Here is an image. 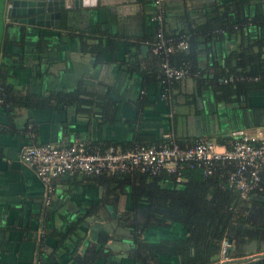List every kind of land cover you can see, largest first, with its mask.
<instances>
[{"label":"crops","instance_id":"1","mask_svg":"<svg viewBox=\"0 0 264 264\" xmlns=\"http://www.w3.org/2000/svg\"><path fill=\"white\" fill-rule=\"evenodd\" d=\"M8 1L3 17L15 41L7 48L15 65L8 80L28 97L0 109V264H189L197 249L208 252L198 258L216 251V240H195L180 222L134 229L127 214L158 204L148 192L109 190L97 180L111 174L54 177L45 201L43 184L19 153L43 143L126 149L167 135L182 146L224 143L264 125V0H163L162 31L187 30L192 38L169 58L189 56L191 74L172 81L165 97L152 75L160 72L149 50L153 0L66 8L58 26L18 23L6 15ZM222 16L245 22L205 29ZM173 181L177 188L184 179ZM140 241L155 249V259L138 249Z\"/></svg>","mask_w":264,"mask_h":264},{"label":"built area","instance_id":"2","mask_svg":"<svg viewBox=\"0 0 264 264\" xmlns=\"http://www.w3.org/2000/svg\"><path fill=\"white\" fill-rule=\"evenodd\" d=\"M162 4L163 0H153L155 12L151 20L157 27L149 50L160 58V97H165L167 84L187 77L191 70L188 62H181L177 66L168 60L169 53L174 49H186L187 43L181 38L175 40L163 36ZM9 6L7 3L6 8ZM19 159L32 168L43 184L45 201L52 190L50 180L60 175L82 173L97 176L139 171L149 175L166 173L179 181L184 167H198L204 177L212 175L219 167L226 168L223 177L227 187L235 190L240 199L247 200L250 193L260 190V175L264 172V125L242 131L224 143L197 139L187 146H181L167 135L162 143L136 144L126 149L83 142L26 145L22 147ZM217 243L221 245L222 251L223 241Z\"/></svg>","mask_w":264,"mask_h":264},{"label":"trees","instance_id":"3","mask_svg":"<svg viewBox=\"0 0 264 264\" xmlns=\"http://www.w3.org/2000/svg\"><path fill=\"white\" fill-rule=\"evenodd\" d=\"M2 2L3 0H0V109H3V111L6 112L10 111L13 106L22 103L26 104L28 96L25 97L22 94L18 95L15 92L12 83L8 80L10 75L7 70L15 67V65L13 60H11L12 54L7 52V48L11 44H14L15 41H12L9 35L11 25L4 21ZM244 20L245 18L243 17L238 18L237 20H227L222 16L221 20L219 19V21L211 23L210 26H206L205 29L210 30L213 27L222 28L226 25L241 24L245 22ZM260 22L264 24V19ZM162 33L164 37H172L175 40L179 38L183 40L186 39L188 47L191 44L192 38L191 36H188L189 32L187 30H183L182 33L176 35L165 33L163 31ZM109 37L112 43L114 38L111 36ZM153 42L154 38L150 43L152 44ZM130 44L133 43L130 42ZM174 51L175 49L167 55L168 60ZM151 55L155 57L158 62L160 61V58L157 55L152 53ZM238 57L245 59L243 54H240ZM189 59L190 57L185 55L176 62L170 60L169 62L179 66L181 62H187ZM259 66H261V64H259ZM259 66H257V68L260 70ZM152 75L153 80L159 85L161 91L162 84L160 82V72ZM170 83L167 84V88ZM230 86V84H226V87L224 88L225 91L229 90ZM225 172L226 168L219 167L212 175L204 177L202 176L201 169L198 167H184L181 171V177L184 179V182L177 188L173 185L174 178L172 179V177L174 176H165L166 173H160V175L154 177H149L135 171L130 174L114 173L97 177V180L108 186L109 190L114 188L120 189L121 187L126 186L132 193L137 192L139 194V192L143 191L144 193L148 192V196L151 197L148 201L151 203L157 202V206H151L147 209L138 208V210L131 215L127 214L129 224L132 225L134 229H138V227L143 224H158L165 220L176 221L182 223L189 229L193 239L202 241L209 237L211 240H216L217 244L222 236V233L218 231L219 226L225 227L229 224L233 215L236 214V206L240 203H246V200L239 198V195L235 190L227 187L223 177ZM159 182H162V184L164 183L163 186L159 185ZM259 185L260 190L250 193L248 197L257 195L258 198L264 200V172L260 175ZM152 197L155 201H153ZM261 203H264V201ZM137 243L138 249L143 245V248L152 256V259L156 258V254L154 253L155 249H153V247L146 246L141 241ZM179 249L183 250V247L178 248V250ZM202 252L205 254L208 253L206 249H197L195 251L196 256L192 259L189 258V264H195L198 261H202L203 258H201V256L199 258L197 257ZM204 258H207V256ZM135 260H138L137 256Z\"/></svg>","mask_w":264,"mask_h":264},{"label":"water","instance_id":"4","mask_svg":"<svg viewBox=\"0 0 264 264\" xmlns=\"http://www.w3.org/2000/svg\"><path fill=\"white\" fill-rule=\"evenodd\" d=\"M127 1L129 0H10L6 15H22L20 18L13 17L18 23L58 26L63 9L93 6L97 3L119 7ZM144 49L146 47L142 51ZM108 209L110 210V206ZM239 226L241 232H232L231 226L225 229L219 226L218 231L222 233L219 241L224 243L222 251L218 244L216 251L195 264H264V224L258 223L255 227Z\"/></svg>","mask_w":264,"mask_h":264},{"label":"flooded vegetation","instance_id":"5","mask_svg":"<svg viewBox=\"0 0 264 264\" xmlns=\"http://www.w3.org/2000/svg\"><path fill=\"white\" fill-rule=\"evenodd\" d=\"M248 204L240 203V208H238L229 224L223 227V229L231 226L233 228L232 232H241L242 230L240 229V224L251 227L257 226L258 223L264 224V203L258 201L250 202ZM242 209L245 210L242 211Z\"/></svg>","mask_w":264,"mask_h":264}]
</instances>
